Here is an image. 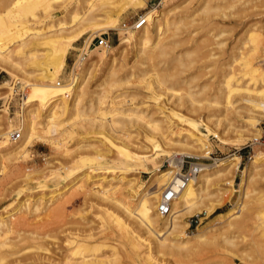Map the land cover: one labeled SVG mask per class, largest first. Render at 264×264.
<instances>
[{"label":"rangeland","instance_id":"1","mask_svg":"<svg viewBox=\"0 0 264 264\" xmlns=\"http://www.w3.org/2000/svg\"><path fill=\"white\" fill-rule=\"evenodd\" d=\"M64 1L66 0H46L47 11L50 12L54 21L63 18L65 8L71 7V5H63ZM76 2H79L80 5L77 9L78 13H85L88 17L97 20L100 30L97 37H107L109 49L106 51L99 47L98 50L103 54L99 58L97 55L87 56V50L98 47L97 37L89 42L88 38L92 34L90 29H79L72 27L71 23L68 24L69 31L73 33H70L69 48L71 50H68L65 66L57 81H60L62 85L70 81L68 73L80 56L86 59L85 63L94 62L91 77L88 76L86 96L84 97V102L87 104V101L92 99L99 90L97 85L106 75V66L102 57L110 51L116 58L113 80L117 83L106 89L109 98L124 93L125 96L119 98L121 103L119 106H140L141 111L145 114V123L160 125V133L151 136V139L155 138L160 148L156 147V149L153 142L150 144V129L144 126L143 121L142 123L126 122L129 125L121 122L122 125L113 126L111 131L113 135H110L107 132L111 126L110 116L105 117L103 121L106 128L101 129L94 124L85 123L82 118H75L64 126H71L72 132L69 136H65L64 145L60 150L55 145L59 141V132L45 139L33 137L21 148L24 154H19L16 159L10 161L9 171L0 175V211L12 210L15 206L14 200L19 198L21 190L28 192L32 198L36 199L53 189L65 186L68 183L67 179L62 178L82 159H89L92 161L91 165H96L94 159L100 154L103 161L99 166L114 168L117 171L119 165L118 155L115 151L116 146L144 154L145 161L137 165L134 174L129 172L132 177L129 176L128 179L133 178L138 184L143 183L147 187L150 177L156 172V169L168 170V160L181 157L182 150H180L179 142L183 139L179 135L185 132V127L182 121L176 117L180 116L182 119L198 123L201 130L206 125L210 131L206 142L207 151L211 152L213 157L220 158V161L226 160L230 156H236L239 159V166L236 172L226 176L225 179H222L223 181H215L214 185L212 184L201 192L200 198H195L196 209L208 210L210 208L209 213L199 212V214L184 215L183 222L186 223L184 232L189 235L196 232H207V235L211 233L208 235L210 244H205L207 246H203V249L199 250L201 253L198 257L186 254L183 249H179V251L174 249L170 254L156 255L157 261L151 264H264V252H262L264 250H259L252 244L255 235L251 224L245 223L244 225L245 219L241 221L243 218L238 217L240 214L238 205L241 202H239V189L237 188L241 182L242 171H247L249 163L254 160V152L264 150V140L260 139L259 142H254L252 134L241 133L243 129H246L244 124H240L239 121L237 124L230 106L220 95L225 92L222 90L225 87L223 83L224 64L231 55L237 58L239 53L247 47V32L258 30L264 44V0H161L157 7H150V0H144L143 10L127 9L123 1L113 0L111 4L99 3L89 12L84 9L81 0H72V3ZM151 8L157 11L163 8L169 12V15L165 17L167 26L164 27L161 35L159 37L153 35L151 38L149 43L151 56L144 58L138 54L134 42H129L128 45L118 43V31L109 29L107 18L108 16L109 18H118L117 28H121L122 23L130 24L137 16L144 15ZM36 14L39 15V12ZM63 20L66 23L69 21L66 17ZM41 24L36 25L37 31H42V28L39 27H42L45 22ZM103 32L106 34H102ZM85 40L87 43L84 42ZM84 49L86 50L84 51ZM121 51L123 52L121 53ZM28 72H30V68L24 63L21 70H15L0 63V135L9 132L8 125H11V132L19 131L20 138L22 137L19 128L22 125L23 108L36 96L45 100L51 98L53 92L61 93L64 96L66 88L57 90L41 85L44 78L42 76L47 74L46 70H41L37 74ZM233 72L231 84L242 85L249 82L250 75L246 74L241 62L234 64ZM250 83L252 84V82ZM188 92L193 93L196 102L190 103ZM205 98L212 101L211 105L204 100ZM107 102L109 103L108 100ZM208 115L213 117V122L200 124L199 122L204 121ZM214 120L215 122L218 120V124H214ZM96 122L98 123V120ZM241 125L244 127L242 128ZM257 128L260 136L264 131V119L258 121ZM168 131L172 132V135L164 142L172 141L174 143L172 151L171 148L169 151L165 149H169V147L162 144L159 135ZM214 134L218 138H215ZM188 154V157L196 158V160L189 161L209 165L207 160L202 159L203 152H199L198 149H192ZM17 167L20 170H17ZM90 169L92 170V168ZM90 169L86 170L92 172L91 175L97 173ZM259 169L261 175L254 179L249 191L254 188L256 192L262 194L264 193V165ZM197 177L198 174L194 178L193 189L195 190L201 185ZM68 186L59 202L60 205H63V211H60L62 213H58L61 217L55 215L51 218L53 220H49L51 224L49 222V224H41L40 222L39 225H36L35 222H30L29 218V220L26 219L28 221L24 220L25 224L20 221L19 229L16 225L15 232L10 235V238L13 236L11 238L13 240L12 249H7L8 253H5L9 257L3 256L2 259L5 257V260L3 259L5 262L2 263L0 260V264H62L61 262L64 263L66 256L69 255L65 243L66 237L80 236L88 232L93 233L96 237V245L100 244L97 245L100 246V249L96 255L103 257L104 260L118 258L119 264H134L128 256L130 234L118 230L109 233L108 230H103L100 227L102 217L100 211L107 210L108 205L92 196H86L84 199L79 190L74 189V186ZM220 188L230 189L232 192H223L221 197V193L216 192ZM149 191L153 193L156 189L151 188ZM221 198L223 199L221 200ZM261 210L264 212V206ZM231 211L236 212V215ZM228 212L234 214L233 220L238 217L237 221H240L241 224L237 222L233 228L225 227L227 217L224 215ZM114 214L120 216L116 211ZM58 217L59 225L54 224ZM33 223L35 224L33 225ZM22 224L24 226H21ZM29 231L36 234L39 232L37 234L39 236L42 235V232L48 231L50 233H45L54 237L40 239L42 245L44 244L43 246L47 248V252L50 250L48 252L51 253L50 258H48V253L46 258L45 252H43L45 258L41 257V252L38 256L35 255L37 258L35 259L33 253L37 254L40 249L37 252L38 249L34 251V248H30L29 239L25 241V238H15L17 233L23 236ZM136 233L140 235L141 240L145 241L144 245L149 244V247H153L154 242L149 235L143 234L141 229H137ZM221 234L224 236H220ZM171 237L169 238L171 239ZM224 237H227L232 244H223L221 239ZM45 238L48 241H45ZM23 240L25 244L22 243ZM101 244H105V247ZM13 245L16 247L14 248ZM22 247L25 251H20ZM26 250L31 252L26 253ZM114 250L117 255L112 257ZM19 252L21 254H18ZM23 252L25 253L23 254ZM30 254L32 255L30 256Z\"/></svg>","mask_w":264,"mask_h":264},{"label":"bare ground","instance_id":"2","mask_svg":"<svg viewBox=\"0 0 264 264\" xmlns=\"http://www.w3.org/2000/svg\"><path fill=\"white\" fill-rule=\"evenodd\" d=\"M111 1L113 0H81V3L84 5V9L89 12L92 11L91 9L97 4H111ZM117 1H123L127 9H144V0ZM63 5H71V7L69 9L65 8L63 18L54 21L50 12L47 11L46 0H0V63L8 65L9 68L15 70H21V66L24 63L30 68V72H28L30 74H37L41 70H46V76H42L44 77L41 84L42 86L57 90L58 88H66L64 96L57 92H53V96L47 100L36 96L24 106L25 108H23L21 120L22 125L19 128L20 132H22V137L17 141L10 142L12 141L10 139L11 125H8L9 132L0 135V175L9 171L10 161L16 159L17 155L24 154V151H22L21 148H23L25 143L27 144L33 137L45 139L48 136L59 132V141H57L55 145L57 149L60 150L64 145V140L66 139L65 136H69L72 132L71 126H64L75 118H82L85 123L91 125L94 124L97 128L101 129L106 128L103 120L105 117L110 116L111 126L107 131L110 135H113V133H111L113 126L118 124L122 125L121 122L129 125L126 122L131 123L137 121V123H142V121H145V114L141 111L140 106H119L121 104L119 98L121 99L125 96L124 93L109 98L106 89L115 86L117 83L113 80L115 71L114 62L116 58L113 53H110V51L107 55L102 57L106 66V75L101 83L97 85L99 90L96 92L95 96L92 95L93 98L89 99L87 104L84 102V97L86 96L87 80L89 79L88 76L91 77V69L94 66V62L85 63L86 59L83 58V56H80L68 73L70 81L66 82L64 85H62L60 81H57L59 74L65 66V58L68 50H71L69 47L71 41L70 33L72 32L69 31V26L67 27V25L71 23V25L73 24L72 27L90 29L92 34L89 36L88 41L95 39L100 31L99 24L95 18L88 17L85 13L77 12V9L80 6L79 2L72 3V0H66L63 2ZM37 12H39V15L36 14ZM168 13L169 12H166L163 8L160 11H157L154 8L147 10L143 15L146 24L137 31L117 28L118 18H109V16L107 18V25L109 26V29L111 28L118 31L117 41L120 45H128L129 42H134L138 54L144 58H149V56H151V49L149 47L151 38L153 35L156 37L161 35L164 27L167 26V20L165 17L169 15ZM65 17L68 18V23L63 20ZM44 22L45 24H43L42 27H39L42 28V31H37L36 25ZM72 27H70V29H73ZM247 33V47L239 53L237 58L236 56L231 55L224 64L223 83L225 87L222 90L225 92H221L224 95H220L226 100L227 105L230 106V110L234 115L236 122L239 121L240 124H244L246 129H243V132L241 133L252 134V140L257 142L259 138L257 124L260 119H264V44L258 30L248 31ZM102 34H106V32H103ZM86 41L87 40L84 42L87 43ZM98 49L99 47H96L93 50H87V54H85L87 56L91 55L90 57L97 55V58H99V56L103 54L100 53ZM85 50L86 49H84V51ZM84 51L81 50V52ZM123 51H121V53ZM237 62H241V65L245 68L246 74L250 75L249 82L242 85L238 83L231 84V79L234 75L233 67ZM250 82H252V84ZM70 94L71 97H69ZM187 96L191 104L196 102L192 92H188ZM204 100L211 105L210 103L212 101H209L206 98ZM176 117L182 121L183 126L185 127V132L179 135L181 139H183L179 142L181 145L180 150H182V153L180 154L181 157L188 156V153L192 149H198L199 152H203V158H205L206 154L209 152L207 151L208 145L206 144L208 135L210 134L208 127L204 125V128L201 130L199 129L198 123L182 119L180 116ZM212 118V116L208 115L204 121H200L199 123L203 125L205 122H213ZM97 120L99 124L96 122ZM217 121L215 122L214 120V124H218L219 121ZM239 123L237 122V124ZM144 126L150 129H148L151 133L149 138L150 144L153 142L155 148H160L155 141V138L151 139V136L160 133V125L146 122ZM244 126L241 125L242 128ZM171 133L172 132L168 131L159 134L162 144L169 147V149L165 148L168 151L170 148L172 151L174 143L172 141H164L172 135ZM214 137L218 138L215 134ZM115 149L118 155L117 161L119 165L117 171H115L114 168L99 166L103 161L102 156L99 154L94 159L96 165H91L92 161L89 159H82L77 162L62 178L67 179L68 183L61 188L58 187L59 189H53L36 199L32 198L28 192L21 190L19 198L14 200L15 206L13 209L6 212L0 211L1 262H5V257L3 258L4 260L2 259L3 256H8L6 255L8 253L7 249H12L13 240H11V238L13 236L10 238V235L15 232L16 225L19 229L20 221L24 222V220L28 221L30 219V222L33 221L36 225L40 222L41 224H45L48 223L51 218L55 217V215L57 216L62 213L60 211H63V205H60L59 202L60 199L62 200L63 193H66V187L68 185L72 187L74 186V189L76 188L79 190L84 199L86 196H92L98 201L105 202L108 205L107 210L100 211L102 214L100 227H102L103 230H108L109 233L118 230L130 234L128 242L130 251L128 256L134 264L155 263L157 261L156 255L170 254L174 249H178V251L179 249H183L186 254L196 255L198 257L201 253L199 250L201 248L203 249V246H207L205 244H210L208 243L210 241L208 235L211 233H209V231L208 235L206 234L207 232H196L192 235L185 233L184 228L186 223L183 222L184 215L193 213L199 214V212L204 214V212L209 213L211 211L210 208H208V210L196 209L195 198H200L201 192L204 189H208L212 184L214 185L215 181L219 182L232 172H236L238 170L239 159L236 156H230L228 159L219 161L215 165L198 164V167L200 168L197 178L201 185L195 190L193 189L195 186L194 180L185 185L182 189H178L175 184H169L171 176L174 171L177 170V166L181 160V157L180 159L170 158L168 160V170L161 171L156 169V172L150 177L148 186L151 187H145L143 183L138 184L133 178L128 179V177L131 176L130 173H135L137 165L142 164V162L145 161L146 157L144 154L128 151L126 148L119 146H116ZM253 158L254 160L249 163L248 170L242 171L241 182L237 187L239 189V202H241L238 205L240 208V214L238 217H241L240 219L243 218L241 221H244L245 219L244 225L245 223L251 224L253 228L252 231L255 235L252 244L259 250H264V212L261 210L264 206V193L260 194L259 192H256L254 188L249 191V187H251L254 179L261 175V170L259 168L264 165V150L255 151ZM90 168L97 173L91 175L92 172L86 170ZM17 170H20V168L17 167ZM169 185H171L176 191V197L172 201L168 213L166 215H159L156 212L157 202L163 189ZM151 188H155L156 191L151 193V191H149ZM217 191L221 193V197L223 192H232L230 189L222 188L217 189L216 192ZM222 199L223 198H221V200ZM115 211L120 216H115ZM232 213L228 212L224 215L227 217L225 227L233 228L238 222V217H236V220H233L236 212L234 214ZM59 217H61V215H59ZM59 217L54 224L59 221ZM35 223H33V225ZM238 223L241 224L240 221ZM23 224H25V222ZM23 224L21 226H24ZM48 224L47 226H50ZM41 226L44 227V225ZM137 229H141L143 234H147L153 239V247H149V244L144 245L145 241L141 240L140 235L136 233ZM34 230L36 229L34 228ZM45 232H42L41 236L37 235L39 232L36 234L33 231H29L28 234L23 236H20L22 234L19 233V235L17 233L15 238H25V241L29 239L31 242L30 248H34V251L38 249L37 252L40 249V252L37 254L36 252L33 253L35 259H37L35 255L38 256V254L42 252L41 257H43V252H45L44 255L46 256L50 251L47 252V248L40 242V239L43 240L44 237H53L52 235L48 236ZM50 232L53 233L52 231ZM170 236H172L171 239L169 238ZM220 236L223 237L224 235L221 234ZM47 238H45V241H48ZM95 240L96 237L90 232L80 236L73 235L66 237L65 243L69 255H65L66 258L64 263H61L119 264L118 258L104 260L103 257L100 256V258L96 255L100 249V246L97 245L100 244L96 245ZM221 241L223 244H232L227 237L222 238ZM23 244H25V242ZM101 245H104L103 247H105V244ZM13 247L15 248L16 245H13ZM23 248L24 247H22V250L20 251H25ZM26 251V253L31 252L28 250ZM24 253L25 252H23V254ZM116 253L117 252L114 250L111 256L114 257V255H117ZM18 254L21 253L19 252ZM31 255L32 254H30V256ZM50 255L51 253L48 258L51 257ZM50 260L53 261L52 259Z\"/></svg>","mask_w":264,"mask_h":264},{"label":"built area","instance_id":"3","mask_svg":"<svg viewBox=\"0 0 264 264\" xmlns=\"http://www.w3.org/2000/svg\"><path fill=\"white\" fill-rule=\"evenodd\" d=\"M160 2L161 0H150V7L152 6L157 7L160 4ZM145 24H146L145 17L141 15V16H137L128 25H125L124 23H122L120 27L122 29H129L131 31H137ZM97 46L104 50H108L109 49L108 38L107 37L105 38L97 37ZM19 138H20L19 131H12L10 133V139L12 141H17ZM260 139L264 140V131L259 136V139L257 140V142H259ZM202 159L207 160L209 165H215L221 160L218 157H213L211 152H208L206 154V157ZM189 160H196V158H192L188 156L181 157V160L177 166V170H175L174 173L172 174L171 181L169 184H175L177 185L178 189H182L185 185H187L192 180H194V178L197 176L199 172L200 167H198V164L200 163H197L195 161H189ZM175 197H176V191L171 187V185L165 187L158 199L156 212L159 215H166Z\"/></svg>","mask_w":264,"mask_h":264}]
</instances>
